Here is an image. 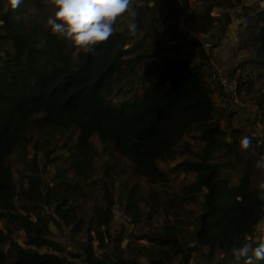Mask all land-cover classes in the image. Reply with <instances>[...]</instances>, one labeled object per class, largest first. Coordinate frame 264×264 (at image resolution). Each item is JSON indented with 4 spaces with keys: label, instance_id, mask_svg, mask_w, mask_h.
Instances as JSON below:
<instances>
[{
    "label": "trees",
    "instance_id": "trees-1",
    "mask_svg": "<svg viewBox=\"0 0 264 264\" xmlns=\"http://www.w3.org/2000/svg\"><path fill=\"white\" fill-rule=\"evenodd\" d=\"M47 1L23 0L13 10L6 7V0H0V264H143L141 257L148 259L147 264H175L176 258L186 264L194 252L206 263L218 253L223 256L220 264L244 262L243 257L236 259L233 250L248 245L251 255V249L264 239V231L257 234L264 215V193L254 190L249 173L233 181L226 172V161L231 157L236 162L241 156L236 136L230 138L229 128L214 119L219 109L203 73V66L213 57L212 50L208 53L200 48L199 61L192 62L183 55L180 45L163 46L156 39L152 48L141 52L138 47H127L124 30H115L92 51L81 50L75 58L69 53L66 38L53 34L50 25L29 19L35 6L47 20L51 7ZM159 1L168 5V0ZM226 1L231 8L237 5ZM212 8L210 4L198 17V34H225L231 16H213ZM149 9L155 17L162 12V5ZM246 16L249 23L244 24L253 27L254 32L244 39L241 49L252 47L257 57L249 62L264 64V8L255 6ZM256 20L258 23L252 24ZM154 22L143 27L156 31ZM217 42L214 40L212 46L216 47ZM145 57L150 58L144 72L147 77L131 80L137 76L136 64ZM74 127L80 135L74 144L65 146H73L78 153L71 154L72 164L56 175L61 180L56 191L47 184L45 174L41 175L35 156L30 171L18 180L14 178L11 156L18 147L28 154L26 147L36 131L46 135L51 133L49 128L66 135ZM189 135L198 145L195 149L184 147L183 154L189 156L180 167L195 176L184 187L181 200L202 197L191 235L184 234L181 225L176 224L141 235L134 231L129 234L127 246L135 255L126 259L120 252L108 250L111 210L97 204L96 236L88 229L83 254L71 252L81 260L76 262L55 252L58 246L52 239L50 220L71 226L72 236L84 229L85 219L77 213L75 204L81 182L93 179V162L102 153L93 138L105 144L103 151L112 147L129 159L135 173L147 184L168 186L170 178L159 162L175 160L178 144ZM246 142L254 147L256 156L264 155L263 135L250 134ZM33 147L44 149L38 141ZM219 149L223 150L220 155ZM50 153L46 152V163L54 159L49 158ZM254 158L248 155L249 165ZM134 191L120 192L118 201L127 200L129 224L138 226L146 212ZM53 205V214L44 213L45 207ZM2 221L6 226L1 225ZM15 229L25 231L27 241L23 245L13 241ZM137 241L139 244L134 246ZM42 246L52 251L41 253L38 248ZM97 248L106 250L99 254ZM254 264H264V260H254Z\"/></svg>",
    "mask_w": 264,
    "mask_h": 264
},
{
    "label": "rangeland",
    "instance_id": "rangeland-1",
    "mask_svg": "<svg viewBox=\"0 0 264 264\" xmlns=\"http://www.w3.org/2000/svg\"><path fill=\"white\" fill-rule=\"evenodd\" d=\"M237 2L235 7H229V3L226 0H168V5L171 6L169 10L165 13L164 11L156 13L155 17L151 15L150 7H156L163 5V2L159 0H130L128 10L123 13L115 21L113 28L115 30H120L125 32L128 36V48L138 47V50L144 52L148 48L154 46V41L159 39L163 46H170L171 44H176L181 46V51L185 57L191 58L192 62L199 61L198 51L200 48H205L203 37H210L211 35L198 34L196 32L197 25L200 22L198 18L202 15L210 4H213L211 14L218 18H222L226 13L230 14L231 22L226 27V33L231 32V29H236L241 32V36H245L243 39L236 35V40L241 42L248 37L252 32H254L253 27H247L244 23L247 22L246 13L252 12L253 7L260 5L264 8V0H232ZM51 7L48 14L52 17L55 12V6L53 0L47 1ZM151 4V6H150ZM165 4V3H164ZM194 8V9H193ZM32 14L29 16L30 20H37L41 23H45L47 26V20L42 18L40 11L33 6ZM156 21V31L147 30L143 26H148L151 21ZM131 22H136L135 29H129L128 25ZM235 23H237L235 25ZM258 21H252V24H257ZM142 25V28L140 26ZM254 26V25H253ZM241 38V39H240ZM67 39V38H66ZM69 53L73 57H77L78 53L83 50L76 46L70 39H67ZM238 42H235L238 45ZM213 45V42L211 41ZM240 46V47H241ZM213 47V46H212ZM212 47L210 48L212 50ZM137 54V53H136ZM135 54V55H136ZM254 55V53L252 54ZM257 57V54L255 55ZM214 58V57H212ZM142 59V58H140ZM150 63V58L145 57L138 61L136 64L137 76H132V78H139L141 76L147 77L144 74L145 69ZM206 65V64H205ZM205 66H203L204 72ZM144 74V75H143ZM134 79V80H135ZM217 98V96L215 97ZM117 98H113L116 101ZM216 99L214 104H216ZM226 110H221L215 112L214 119L224 128H229L227 135L231 138L236 136V140L239 145L238 154L241 156L239 161L232 160L231 157L226 161L229 166L226 169L227 174L230 175L233 181H238L240 177L244 174L249 173L251 177V182L254 190L264 193V190L259 188V184L264 182V168H258L256 166L257 162L263 156H256V151L254 147L247 144V139L251 132L247 128L237 127L234 122L229 120L228 114L224 112ZM239 129L238 133L232 130ZM51 133L42 135L39 132L34 133L32 143L26 147L29 150L28 154L24 153L22 147H18L12 154V167L14 171V178L19 179L21 174H26L31 169L32 158L36 157V162L38 167H40V173L48 182L49 186H52L54 190L58 188V184L61 182L60 179L56 178V175L61 173L63 170L67 169L70 164L74 161L75 155L78 153L73 146H65L67 143L74 144L79 135L80 131L77 127H74L69 133L61 134L50 130ZM252 132L256 130L250 129ZM47 138V139H46ZM47 140V141H46ZM262 140V139H260ZM36 141L43 144L44 149L37 150L33 147V143ZM262 142V141H261ZM93 143L102 151L99 157H96L93 166L96 169L93 179L90 182H81V191L76 200L77 213L85 219L84 229L76 235L72 236L70 232V227L65 225L63 222L56 226L50 220L53 225V235L52 239L57 244V248L54 247L56 253L60 252L62 256H67L66 258L75 260L79 262L81 257H74L71 252L75 255L83 254L86 245V233L88 229L90 232L96 236V215L95 209L97 204L102 205L107 208L109 206L111 210L110 220L107 222L108 228L111 232L112 238H106L107 245L109 244L108 250L111 252H120L126 259L132 258L135 255L129 247L127 246L128 240L131 239L129 234L134 231H138L137 234L141 235L143 232L157 231L165 226H173V224L181 225L182 232L184 234L191 235L193 231V222L195 221V216L198 214L202 197H199L193 201H184V187L187 186L193 179V172H186L180 167V163L189 156V154H183V149L186 146H190L192 149L196 148L198 141L193 139V135L186 137L184 141L178 144L176 150L177 155L175 160L167 162H159V166L162 167L170 178V183L168 186H163L161 184H147L146 179L135 173L134 164L127 158L122 157L118 152H116L112 147L107 151H103L105 144L100 141L98 137L93 138ZM48 150H51L50 157L54 158L49 163H46L45 155ZM73 150V151H72ZM217 153L220 155L223 153L222 149H219ZM248 155L255 156L250 165L248 164ZM73 171H69L72 175ZM45 181V184H46ZM46 184V185H47ZM56 185V186H54ZM134 188L135 197L140 201L141 207L145 210L146 216H144L143 221L140 225H130L129 216L126 214V204L127 200L123 199V202L118 201L120 199V192H130ZM112 201V202H111ZM111 202V203H110ZM182 202V205L179 204ZM169 204L170 208L167 206ZM152 209V215L149 216V211ZM53 206L45 207L44 213L52 212ZM32 217L35 218V213H32ZM183 221L182 224L178 222ZM2 226H6L5 221L1 222ZM264 231V215L257 226V234L259 235ZM119 237L118 242H115L116 237ZM121 237V239H120ZM13 241L15 243L24 244L27 241L26 233L24 230L15 229L12 235ZM259 238V237H258ZM95 245L98 244V239H95ZM144 242V240H140ZM139 244V242H134V246ZM35 248V247H34ZM38 250L43 252L52 251L51 248L42 246ZM97 253L102 254L106 249L97 248ZM222 254L218 253L214 256L210 263H206L202 260L200 255L196 252L193 253V257L186 264H220ZM143 264L148 263L146 257L140 258ZM175 264H181V260L176 258L174 260ZM230 264H245L244 262H231Z\"/></svg>",
    "mask_w": 264,
    "mask_h": 264
},
{
    "label": "clouds",
    "instance_id": "clouds-1",
    "mask_svg": "<svg viewBox=\"0 0 264 264\" xmlns=\"http://www.w3.org/2000/svg\"><path fill=\"white\" fill-rule=\"evenodd\" d=\"M22 3L23 0H6V7L15 10ZM53 4L56 10L47 21L52 33L70 39L83 51L89 52L110 37L115 21L128 10L130 0H53ZM128 27L135 29L136 24L131 22ZM256 166L264 168V157ZM259 188L264 190V182L259 184ZM233 252L237 260L245 258V264L264 260V239L251 249V255L248 245L234 249Z\"/></svg>",
    "mask_w": 264,
    "mask_h": 264
},
{
    "label": "built area",
    "instance_id": "built-area-1",
    "mask_svg": "<svg viewBox=\"0 0 264 264\" xmlns=\"http://www.w3.org/2000/svg\"><path fill=\"white\" fill-rule=\"evenodd\" d=\"M204 45V50L209 53L211 41L204 39ZM203 73L207 86L219 91L216 107L221 110L250 111L257 127L264 129V87L259 85L261 78L257 65L244 61L234 65L232 72L227 73L217 59L211 58Z\"/></svg>",
    "mask_w": 264,
    "mask_h": 264
},
{
    "label": "crops",
    "instance_id": "crops-1",
    "mask_svg": "<svg viewBox=\"0 0 264 264\" xmlns=\"http://www.w3.org/2000/svg\"><path fill=\"white\" fill-rule=\"evenodd\" d=\"M169 8L171 7H169L166 4V2H163L162 11L166 13L169 10ZM236 24L237 23H235V25ZM236 35H239V37H241L242 39L245 37V36H241L242 35L241 32L237 31L236 29L235 30L231 29V32H227V33L225 32V34H219L218 31L211 34V36H213L212 42L214 40L218 41L217 46L213 47L212 49L213 57L221 63V65L223 66L224 70L227 73L232 72L233 66L236 64L242 63L244 61H250L256 59L255 54L252 55L254 53L252 47L241 49L240 47L241 42H238L236 40ZM235 42H238V45ZM256 65L261 75V80L259 85L264 87V64L256 62ZM218 94H219L218 89H213L214 100L217 99L215 97L218 96ZM217 112H219V110ZM227 116L229 117V120H231V122H234L237 127H240V129L245 127L251 132V134H255L258 137L259 135L264 136V129H260L257 127L256 122L254 120L255 117L253 113H251L250 111L243 109H233L231 111V114H228ZM253 128L256 130L255 132H252L250 130ZM49 213L53 214V212H49ZM51 222L56 226H59L62 223V221L60 220H58V225L53 220ZM51 222H50V229L53 232L54 229Z\"/></svg>",
    "mask_w": 264,
    "mask_h": 264
},
{
    "label": "water",
    "instance_id": "water-1",
    "mask_svg": "<svg viewBox=\"0 0 264 264\" xmlns=\"http://www.w3.org/2000/svg\"><path fill=\"white\" fill-rule=\"evenodd\" d=\"M214 36V35H213ZM213 36H210V37H205L204 39H205V41H208V42H210V41H212V38H213Z\"/></svg>",
    "mask_w": 264,
    "mask_h": 264
}]
</instances>
